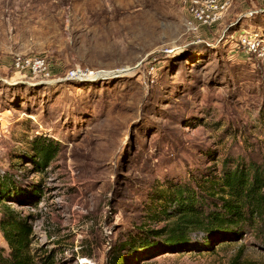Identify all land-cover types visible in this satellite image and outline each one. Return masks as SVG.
Here are the masks:
<instances>
[{"label": "rangeland", "instance_id": "rangeland-1", "mask_svg": "<svg viewBox=\"0 0 264 264\" xmlns=\"http://www.w3.org/2000/svg\"><path fill=\"white\" fill-rule=\"evenodd\" d=\"M219 1L222 19L190 29L188 0H0V189L39 264H114L128 239L152 246L125 264H264L251 233L148 232L172 221L149 215L162 190L264 163V0ZM37 137L58 143L44 165Z\"/></svg>", "mask_w": 264, "mask_h": 264}, {"label": "trees", "instance_id": "trees-1", "mask_svg": "<svg viewBox=\"0 0 264 264\" xmlns=\"http://www.w3.org/2000/svg\"><path fill=\"white\" fill-rule=\"evenodd\" d=\"M32 145L42 165L49 163L58 151V143L46 137L35 138ZM226 163L230 166L226 164L219 175L201 180L195 178L194 190L187 186L170 187L157 194L156 198L161 202L157 201L150 207L149 215L172 221L165 228L148 232L164 236L170 245L187 243L192 231L203 233V247H211L212 241L221 243L227 238L242 237L247 233L264 244V163L230 158ZM12 187L14 184L6 183L0 189L3 211L0 229L9 247L7 252L0 246V264H39L31 249L32 226L4 202L12 195ZM16 196L23 199L22 194ZM139 242L138 246L135 239L124 241L117 248L113 263L125 264L129 255L152 246L147 239ZM123 249L127 250V256L121 254Z\"/></svg>", "mask_w": 264, "mask_h": 264}, {"label": "built area", "instance_id": "built-area-1", "mask_svg": "<svg viewBox=\"0 0 264 264\" xmlns=\"http://www.w3.org/2000/svg\"><path fill=\"white\" fill-rule=\"evenodd\" d=\"M190 5V14L191 20L190 29H195L196 25L194 22H199L202 24H212L219 19L223 18V11L225 10L226 3H221L219 0H188ZM259 45V44H258ZM256 47V44L253 45ZM13 67L17 70L23 71L27 67H30V73H32L34 69V73H42V76L49 77L50 71L48 70L47 62L43 59L36 60H28L26 58H22L17 56L13 60Z\"/></svg>", "mask_w": 264, "mask_h": 264}]
</instances>
